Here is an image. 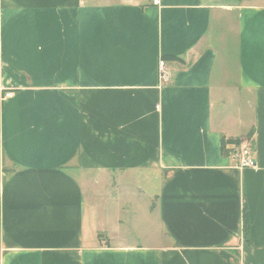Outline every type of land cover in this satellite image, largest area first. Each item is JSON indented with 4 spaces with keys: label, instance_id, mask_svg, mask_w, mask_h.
<instances>
[{
    "label": "crops",
    "instance_id": "crops-1",
    "mask_svg": "<svg viewBox=\"0 0 264 264\" xmlns=\"http://www.w3.org/2000/svg\"><path fill=\"white\" fill-rule=\"evenodd\" d=\"M0 264H264V1L0 0Z\"/></svg>",
    "mask_w": 264,
    "mask_h": 264
},
{
    "label": "rangeland",
    "instance_id": "rangeland-1",
    "mask_svg": "<svg viewBox=\"0 0 264 264\" xmlns=\"http://www.w3.org/2000/svg\"><path fill=\"white\" fill-rule=\"evenodd\" d=\"M242 1H249V2H263L264 0H242ZM226 36H229V39H231V36L227 34ZM245 144L247 145V141L244 140L241 142L240 145ZM142 176L133 178H126L124 181H126L125 184L133 185V192H129L130 194L127 196L125 195V199L132 198V203L130 205H126V208H129V211H120L118 212L119 216L123 217V220H125L124 229L128 230V241L129 242H141V236H139V232L143 227V217L145 216V213L147 211L144 202L146 203V198L141 196V199H135L134 194H138V190L136 186L144 185V183H147V190H153V187L155 186V178L152 175V173H147V175L141 174ZM146 178V181L144 179ZM152 182H151V180ZM131 191L130 189H128ZM107 200V198L105 199ZM150 205V200L147 198V206ZM115 206L113 204H110L109 202L106 203L105 201V208L103 214L106 216L107 214H111L115 212Z\"/></svg>",
    "mask_w": 264,
    "mask_h": 264
},
{
    "label": "built area",
    "instance_id": "built-area-1",
    "mask_svg": "<svg viewBox=\"0 0 264 264\" xmlns=\"http://www.w3.org/2000/svg\"><path fill=\"white\" fill-rule=\"evenodd\" d=\"M169 70L166 67L165 61L159 59L158 61V79L160 81L167 82L169 80ZM233 159L235 161L236 167L242 168H254L256 167V160L252 149L249 145H238L233 152Z\"/></svg>",
    "mask_w": 264,
    "mask_h": 264
},
{
    "label": "trees",
    "instance_id": "trees-1",
    "mask_svg": "<svg viewBox=\"0 0 264 264\" xmlns=\"http://www.w3.org/2000/svg\"><path fill=\"white\" fill-rule=\"evenodd\" d=\"M222 141H223V139H222ZM235 142H237V143H238V141H235Z\"/></svg>",
    "mask_w": 264,
    "mask_h": 264
}]
</instances>
